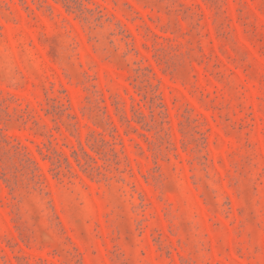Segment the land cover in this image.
<instances>
[{"label": "rangeland", "instance_id": "rangeland-1", "mask_svg": "<svg viewBox=\"0 0 264 264\" xmlns=\"http://www.w3.org/2000/svg\"><path fill=\"white\" fill-rule=\"evenodd\" d=\"M0 264H264V0H0Z\"/></svg>", "mask_w": 264, "mask_h": 264}]
</instances>
